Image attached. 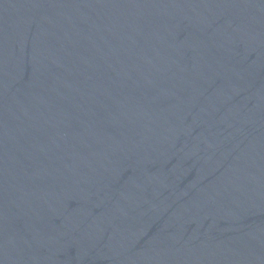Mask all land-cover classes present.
<instances>
[{
    "label": "water",
    "instance_id": "obj_1",
    "mask_svg": "<svg viewBox=\"0 0 264 264\" xmlns=\"http://www.w3.org/2000/svg\"><path fill=\"white\" fill-rule=\"evenodd\" d=\"M0 264H264V0H0Z\"/></svg>",
    "mask_w": 264,
    "mask_h": 264
}]
</instances>
